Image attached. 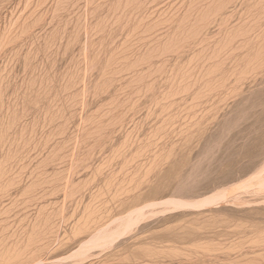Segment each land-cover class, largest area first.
<instances>
[{
  "label": "rangeland",
  "instance_id": "rangeland-1",
  "mask_svg": "<svg viewBox=\"0 0 264 264\" xmlns=\"http://www.w3.org/2000/svg\"><path fill=\"white\" fill-rule=\"evenodd\" d=\"M263 166L264 0H0V264H264Z\"/></svg>",
  "mask_w": 264,
  "mask_h": 264
},
{
  "label": "bare ground",
  "instance_id": "bare-ground-1",
  "mask_svg": "<svg viewBox=\"0 0 264 264\" xmlns=\"http://www.w3.org/2000/svg\"><path fill=\"white\" fill-rule=\"evenodd\" d=\"M263 167H264V166H263ZM263 169H264V168H263ZM261 170H262V169H261ZM258 173H260V172H258ZM262 174H263V173H262ZM255 177H256V176H255ZM260 180H261V179H260ZM263 180H264V179H263ZM260 184H262V183H260ZM260 184H259V185H260ZM263 185H264V184H263ZM262 188H263V187H262ZM134 213H135V212H134ZM132 215H134V214H132ZM135 215H136V214H135ZM127 216H128V215H127ZM137 217H138V216H137ZM140 217H141V216H140ZM138 218H139V217H138ZM127 219H128V218H127ZM129 219H130V218H129ZM129 219H128V220H129ZM118 220H119V219H118ZM137 220H138V219H137ZM130 221H132V222L134 223L135 220L133 221L132 218H131L129 221H126V222H130ZM114 223H115V221H114ZM119 223H120V222H119ZM134 224H135V223H134ZM134 224H133V225H134ZM116 225H119V224H116ZM130 225L133 226L132 224H130ZM128 226H129L128 223H124V224L120 223V227H119V228H121V229H119V230H121V232L118 231L117 234L124 233L123 230H125L126 228H127L126 230L128 231V230H129V229H128ZM115 227H116V226H115ZM104 228H105V227H104ZM108 228H109V227H108ZM108 228H106V229L108 230ZM129 228H130V226H129ZM122 229H123V230H122ZM130 229H131V228H130ZM114 230H115V229H114ZM126 230H125V231H126ZM104 231H105V230H104ZM104 231H103V232H104ZM115 231H117V229H116ZM97 232H98V231H97ZM103 232H102V233H103ZM95 233H96V231H95ZM106 233H107V231H106ZM115 233H116V232H115ZM108 234H109V233H108ZM110 234H112V231H111ZM113 234H114V233H113ZM117 234H116L115 236H114V235H113V236L110 235V237H111V238L113 237V239H114V238L117 236ZM125 234H126V232H125ZM95 235L98 236V233L95 234ZM95 235H94L93 237H95ZM101 235L104 236V237L109 236V235L106 236L105 234H104V235L101 234ZM121 235H122V234H121ZM91 236H92V235H91ZM99 236H100V233H99ZM102 236H101V237H102ZM122 236H123V235H122ZM110 237H108V238L110 239ZM97 238H98V237H97ZM92 239H93V240L95 239V241L98 240V239L96 240V238H92ZM92 239H91L90 241H92ZM113 239H111V240L114 242ZM103 240H104V241H102L103 244H102V243H100V244L104 245V244L106 243V245H107L108 242H105V241H106V238H103ZM87 241H88V240H87ZM95 241H92V242H90V243H91V244H92V243H95ZM112 241H110V244H112ZM85 242H86V241H85ZM97 242H98V241H97ZM99 242H101L100 237H99ZM99 242H98V243H99ZM90 243H89V244H90ZM98 243H96V244H98ZM83 244H84V243H83ZM83 244H82V245H83ZM85 245H86V244H84V246H85ZM96 246H97V245H96ZM104 246H105V245H104ZM94 247H95V244H94ZM89 250H90V249H89ZM80 252H81V251H80ZM82 252H83V251H82Z\"/></svg>",
  "mask_w": 264,
  "mask_h": 264
}]
</instances>
